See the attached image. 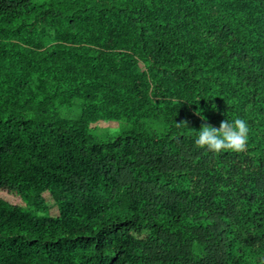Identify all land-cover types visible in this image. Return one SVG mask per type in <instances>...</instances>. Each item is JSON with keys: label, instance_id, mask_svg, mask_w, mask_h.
Returning a JSON list of instances; mask_svg holds the SVG:
<instances>
[{"label": "trees", "instance_id": "trees-1", "mask_svg": "<svg viewBox=\"0 0 264 264\" xmlns=\"http://www.w3.org/2000/svg\"><path fill=\"white\" fill-rule=\"evenodd\" d=\"M0 264H264V0H0Z\"/></svg>", "mask_w": 264, "mask_h": 264}, {"label": "clouds", "instance_id": "clouds-1", "mask_svg": "<svg viewBox=\"0 0 264 264\" xmlns=\"http://www.w3.org/2000/svg\"><path fill=\"white\" fill-rule=\"evenodd\" d=\"M201 119H205L201 116ZM249 139L248 122L240 117L222 120L218 128L203 124L194 133V145L199 149L219 154L224 151L243 152Z\"/></svg>", "mask_w": 264, "mask_h": 264}, {"label": "rangeland", "instance_id": "rangeland-1", "mask_svg": "<svg viewBox=\"0 0 264 264\" xmlns=\"http://www.w3.org/2000/svg\"><path fill=\"white\" fill-rule=\"evenodd\" d=\"M79 105L77 103H74L72 105V107H63L60 109V118L66 119V120H72L75 121L77 118V115L79 114ZM154 123H151V125H153ZM149 123L145 122L144 124H142V128L146 129L148 127L151 126ZM151 128H153V130H159L158 129V125L155 124L153 126H151ZM96 129L95 132L96 134L100 135V134H111L114 131L118 130V125L116 123H109V125H104L102 123H98L96 125ZM144 131V130H142ZM4 198L5 196L2 195ZM6 201L10 202L11 204H16V205H20L18 202L13 201L10 198H5Z\"/></svg>", "mask_w": 264, "mask_h": 264}]
</instances>
